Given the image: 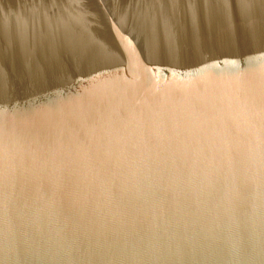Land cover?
<instances>
[{"label": "water", "instance_id": "obj_1", "mask_svg": "<svg viewBox=\"0 0 264 264\" xmlns=\"http://www.w3.org/2000/svg\"><path fill=\"white\" fill-rule=\"evenodd\" d=\"M0 264H264V0H0Z\"/></svg>", "mask_w": 264, "mask_h": 264}]
</instances>
